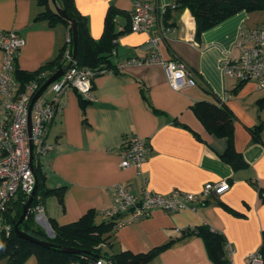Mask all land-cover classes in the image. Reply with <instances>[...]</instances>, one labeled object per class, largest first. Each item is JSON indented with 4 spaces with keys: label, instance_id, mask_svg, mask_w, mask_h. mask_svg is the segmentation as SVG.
<instances>
[{
    "label": "crops",
    "instance_id": "0c3cea01",
    "mask_svg": "<svg viewBox=\"0 0 264 264\" xmlns=\"http://www.w3.org/2000/svg\"><path fill=\"white\" fill-rule=\"evenodd\" d=\"M144 1L167 7L163 23L156 22L148 32L129 30L133 0H72L96 41L103 34L108 8L116 10L115 29L120 36L111 63L148 56L150 38L157 37L162 24L170 26L168 37L158 42L159 54L183 60L197 82L174 90L162 65L152 63L97 75L94 99L84 106L78 93L68 89L62 113L47 129L51 148L39 163L46 187L65 190L61 199L38 194L44 217L48 224L52 219L65 225L95 210L99 220L100 212L110 205L108 188L115 184H125L137 194L147 190L168 195L174 190L198 192L208 182L227 180L230 188L207 198L197 210L156 209L123 225L113 233L109 252H147L171 241L148 264H213L202 237L184 235L187 229L207 226L222 233L233 247L230 263L245 264L246 257L260 249L264 231V107L260 108L264 89H258L255 80L241 82L226 74L224 62L239 56L242 31L264 23V10L242 9L197 39L189 9L168 7L175 0ZM43 10L36 0H0V31L16 30L25 40L15 71L47 68L64 45L68 33L64 24L34 20ZM1 58L0 51V66ZM199 101L226 105L234 122L233 144L245 167L234 169L221 158L227 138L216 136L201 122L193 109ZM259 116L263 142L254 141L250 133ZM133 135L149 144L141 172L120 165L122 140ZM46 231L53 236L51 227ZM23 264H37L36 258L30 256Z\"/></svg>",
    "mask_w": 264,
    "mask_h": 264
},
{
    "label": "built area",
    "instance_id": "2783aa9c",
    "mask_svg": "<svg viewBox=\"0 0 264 264\" xmlns=\"http://www.w3.org/2000/svg\"><path fill=\"white\" fill-rule=\"evenodd\" d=\"M171 8L176 4L171 3ZM167 7H157L144 0H133L129 30L148 32L158 21L163 23ZM171 27L162 24L157 37L150 38L151 50L146 57H129L117 61L115 68L94 69L79 66L73 58L71 32L65 38L62 54V74L51 82L33 102L32 98L46 80L57 70L45 68L35 72L28 80H19L15 75V61L24 38L16 30L0 31V220L1 230L8 235L10 224L5 222L2 213L10 200L18 192L26 198L34 190L36 176L34 166L39 164L51 144L46 141L47 129L62 113L64 95L74 89L83 99L93 100L94 78L99 74H113L129 65L159 63L165 70L167 82L174 90H181L196 84V76L185 62L178 58L164 59L158 51V42L166 39ZM116 42V39L114 40ZM194 44L197 45L196 42ZM237 46L239 56L224 62L226 74L244 82L255 80L257 88L264 89V23L244 30ZM114 53V50L113 52ZM149 151L148 141L136 135L124 138L120 145L122 167H134L141 172L142 164ZM32 156V166L30 157ZM230 188L227 180L208 182L198 192L174 190L168 195L142 190L133 193L125 184H115L108 188L110 205L100 213L104 218H114L113 230L133 221L148 217L154 210L166 213L182 210H197L209 197H217ZM34 220L46 230L50 229L44 217V207L38 202L32 208ZM227 258L232 260L233 247L225 244ZM86 259V257H84ZM262 253H250L245 264H262ZM89 264H111L109 259L88 260Z\"/></svg>",
    "mask_w": 264,
    "mask_h": 264
},
{
    "label": "trees",
    "instance_id": "16d2710c",
    "mask_svg": "<svg viewBox=\"0 0 264 264\" xmlns=\"http://www.w3.org/2000/svg\"><path fill=\"white\" fill-rule=\"evenodd\" d=\"M36 1L40 6L44 7V10L39 12L34 20H46L52 26L62 23L67 27L68 32H71L69 23L59 16L50 0ZM57 2L65 13L76 23V64L94 69L103 67L115 68L116 64L111 63L110 57L115 48L114 40L120 36V31L115 29V18L117 14L114 7L110 6L108 8L103 34L96 41L88 34L86 20L77 11L72 0H57ZM172 3L176 4L175 9L187 8L190 10L196 24L195 35L197 39H199L204 30L216 25L242 9L247 11L264 10V0H175ZM64 49L65 43L59 49L57 56L49 62L47 68L52 67L56 70L61 67ZM34 74L35 72L26 73L15 71L16 77L21 81L32 78ZM80 98L82 106L90 102V100H85L81 96ZM263 107L264 99L260 100V108ZM193 109L210 132L216 136L227 138V147L221 155V158L234 169L245 167L246 161L236 151L233 144L234 122L226 105L199 101L193 105ZM250 133L254 141L263 142L261 137V116L258 117L257 124L250 128ZM34 172L37 180V189L33 197L32 207L40 202L38 199L39 193L44 195L55 194L61 199L65 188H47L45 185V174L40 164L34 166ZM26 200V196L22 192H18L12 197L6 210L2 213L5 222L11 226L8 235H5L4 231L1 230L0 259H6V264H23L30 256L36 258L37 264H89L88 260L100 258L109 259L111 264H148L160 251L164 250L171 243L170 241L147 252L132 253L125 250L118 253H110V242L113 233H115L113 230L114 218L103 217L97 220L96 211L88 210L78 220L65 225H59L51 219L49 220V224L53 231V236L49 237L35 223L34 213L30 211L20 223L19 228L40 240L53 244L52 246L44 247L20 237L14 231V225L22 213L23 204ZM192 234L202 237L208 256L213 264H231L226 256L225 244L227 241L222 233L210 229L207 226L190 228L184 232V235ZM103 242L106 245L103 246ZM67 248L78 249L80 252H67L64 250ZM259 251L262 253V264H264V231Z\"/></svg>",
    "mask_w": 264,
    "mask_h": 264
},
{
    "label": "water",
    "instance_id": "95a60500",
    "mask_svg": "<svg viewBox=\"0 0 264 264\" xmlns=\"http://www.w3.org/2000/svg\"><path fill=\"white\" fill-rule=\"evenodd\" d=\"M51 3L53 4V7L55 9V11L59 14V16H61V18H63L65 21H67L69 23V27L71 30V35H72V43H73V58H75L76 56V48H77V28H76V23L73 19H71L66 13L65 11L58 5L57 0H50ZM63 72V69H59L57 70L54 74H52L47 80L46 82L38 89V91L35 93V95L32 98V102L39 97L42 92L46 89V87L53 82L55 79H57ZM30 165L32 166V156L30 157ZM37 189V180L34 186V190L31 192V194L27 197V200L24 202L23 204V209H22V213L19 217V219L17 220V222L14 225V231L22 238L27 239L31 242L40 244L44 247H49L52 246L53 244L48 242V241H44V240H40L30 234H28L27 232L21 230L19 228L20 223L24 220V218L30 213L31 208H32V201H33V197L35 194V191ZM67 252H71V253H79L80 250L78 249H72V248H67L64 249Z\"/></svg>",
    "mask_w": 264,
    "mask_h": 264
},
{
    "label": "rangeland",
    "instance_id": "374dc122",
    "mask_svg": "<svg viewBox=\"0 0 264 264\" xmlns=\"http://www.w3.org/2000/svg\"><path fill=\"white\" fill-rule=\"evenodd\" d=\"M39 227H40L41 229H43V230L45 231V233L47 232L46 229H45L44 227H42L41 225H39ZM52 232H53V231H52ZM47 236H49V235H47ZM49 237H51V236H49ZM102 244H103V246L106 245L105 242H103Z\"/></svg>",
    "mask_w": 264,
    "mask_h": 264
}]
</instances>
